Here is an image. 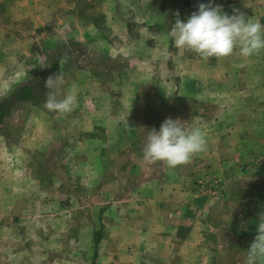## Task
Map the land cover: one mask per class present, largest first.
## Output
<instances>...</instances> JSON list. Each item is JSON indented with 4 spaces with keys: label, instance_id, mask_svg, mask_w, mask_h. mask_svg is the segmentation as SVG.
I'll return each mask as SVG.
<instances>
[{
    "label": "rangeland",
    "instance_id": "rangeland-1",
    "mask_svg": "<svg viewBox=\"0 0 264 264\" xmlns=\"http://www.w3.org/2000/svg\"><path fill=\"white\" fill-rule=\"evenodd\" d=\"M200 3L208 0H0V102L27 82L42 81L35 101L17 105L0 126L23 171L14 192L20 209L26 203L19 235L72 230L90 210L138 198L142 183L154 199L155 184L176 169L185 188L186 164L169 169L142 159L144 135L169 117L205 131L206 149L189 163L195 194L223 191L222 179L204 175L206 152L217 158L226 130L254 128V56L204 61L175 48L168 33L177 14L186 21ZM213 3L254 20V0ZM49 76L60 78L58 98L77 94L70 113L43 107ZM253 200H241L246 220L254 215ZM248 226L225 241L234 252L219 256L220 264H240L254 238Z\"/></svg>",
    "mask_w": 264,
    "mask_h": 264
},
{
    "label": "crops",
    "instance_id": "crops-1",
    "mask_svg": "<svg viewBox=\"0 0 264 264\" xmlns=\"http://www.w3.org/2000/svg\"><path fill=\"white\" fill-rule=\"evenodd\" d=\"M22 12L12 10L15 15ZM257 19L264 24V0H254ZM8 137L0 131V264H212L234 252L233 247H225V241L246 230V223L256 235L257 217L264 210V50L254 55V128L244 134L226 130L219 144L224 150L217 158L214 151L206 152L210 161L204 163V175L217 176L225 184L218 196L195 194L194 173L189 183L193 161L189 160L184 163L185 188L176 169L173 178L155 184L154 199L142 183L138 198H122L106 211L95 208L72 230L48 228L32 240L16 230L19 211L26 203L20 209L14 198L23 171ZM250 195L254 196V217L246 220L241 200ZM230 214L231 222L225 224L222 217ZM68 254L72 260L64 258Z\"/></svg>",
    "mask_w": 264,
    "mask_h": 264
},
{
    "label": "clouds",
    "instance_id": "clouds-1",
    "mask_svg": "<svg viewBox=\"0 0 264 264\" xmlns=\"http://www.w3.org/2000/svg\"><path fill=\"white\" fill-rule=\"evenodd\" d=\"M168 36L175 48L194 53L204 61L219 60L234 53L249 58L264 50V24L238 10L229 15L221 5H214L213 0L200 3L186 21L177 14ZM59 79L57 76L46 79L44 87L48 91L43 107L53 113H70L77 104V94L68 91L58 98ZM206 145L207 137L201 127L169 117L158 130L152 128L144 135L142 159L174 169L204 151ZM222 221L230 223L231 214L222 217ZM255 232L247 250L242 252L240 264H264V210L258 214Z\"/></svg>",
    "mask_w": 264,
    "mask_h": 264
},
{
    "label": "trees",
    "instance_id": "trees-1",
    "mask_svg": "<svg viewBox=\"0 0 264 264\" xmlns=\"http://www.w3.org/2000/svg\"><path fill=\"white\" fill-rule=\"evenodd\" d=\"M42 83L36 80H31L27 82L25 85L20 86L16 89L15 92L3 102H0V123H3L5 118L8 117L12 109H14L17 105L21 103H33L35 101V89ZM251 206H254L255 202L248 203ZM254 217V215H251Z\"/></svg>",
    "mask_w": 264,
    "mask_h": 264
}]
</instances>
